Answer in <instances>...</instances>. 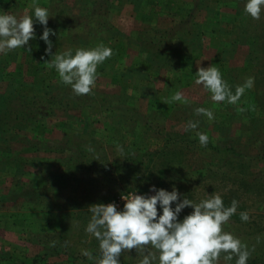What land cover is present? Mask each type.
Wrapping results in <instances>:
<instances>
[{"label":"rangeland","instance_id":"374dc122","mask_svg":"<svg viewBox=\"0 0 264 264\" xmlns=\"http://www.w3.org/2000/svg\"><path fill=\"white\" fill-rule=\"evenodd\" d=\"M87 1L0 0V12L8 11L17 17L31 15L34 3L49 10L48 27L56 33L50 35L53 54L101 44L113 50L98 65L92 91L76 95L77 103L70 108L55 102L53 111L47 110L45 98L57 97L61 92L75 93L45 63L54 55L45 53L47 45L39 38L43 26L34 23L30 51L26 46L0 54V104H4L0 106V120L15 124L8 108L20 107L16 96L19 93L41 96L39 106L33 108L37 116L23 120L22 127L9 129L8 123L0 124V139L10 137L0 143V151L10 158L6 166L4 160L0 162V264H95V260L88 262L82 255V249L91 251L93 246L99 251V241L85 231L91 217L88 208L79 217L61 215L55 208L43 206L34 210L32 204L25 203L42 185L43 178L34 166L20 168L17 161L73 156L71 151L63 154L47 149V139H65L73 151L80 139H96L112 158L126 152L121 159L129 158L133 166L113 169L104 181L107 192L95 200L98 203L114 202L118 209L122 208L123 196L147 193L153 184L169 191L175 186L197 203L213 192L223 197L225 206L238 201L237 211L224 230L239 237L250 256L255 252V264H264V98L261 96L257 103L256 91L260 88L255 82L257 71L261 67L264 70V66L262 57L250 45L254 34L264 26V12L259 20L253 19L244 12L245 0H111L113 12L105 8L110 0ZM61 6L74 12L68 14V20ZM86 14L97 17L88 16L87 20L83 18ZM190 18L201 25L202 34L197 39L188 33L177 38ZM110 25L116 28L110 30ZM144 35L162 38L156 45L147 44L148 41L141 42ZM81 38L86 39L80 42ZM198 65L218 67L233 91L248 77H254V86L246 89L235 105L213 102L210 93L195 84ZM176 91H181L186 100H171ZM201 106L211 109L214 119L196 114L194 110ZM190 120L198 121V127L186 131ZM197 132L207 133L212 141L202 146ZM171 136L175 137L173 141ZM8 143L14 150L5 152L1 146ZM235 143L241 154L227 155L223 149ZM161 149L166 151L151 154ZM242 159L250 162L242 170L244 175L231 173L225 179L214 176L219 168L237 170ZM65 196L71 202L69 191ZM44 197L42 203L51 201L50 192ZM192 210L186 207L180 218ZM245 211L250 217L247 221L240 217ZM55 230L62 232L60 251L44 243L50 234H58ZM54 245L58 246V242ZM129 253L135 256H121V262L139 264L142 254L135 249ZM223 255L219 264H226Z\"/></svg>","mask_w":264,"mask_h":264},{"label":"clouds","instance_id":"9594fccd","mask_svg":"<svg viewBox=\"0 0 264 264\" xmlns=\"http://www.w3.org/2000/svg\"><path fill=\"white\" fill-rule=\"evenodd\" d=\"M244 12L259 20L264 0H245ZM49 17V10L35 3L31 15L17 17L8 11L0 12V54L26 46L30 51L29 40L34 38V23L38 22L43 26L39 38L47 45L45 53L54 55V59L45 63L56 70L60 80L70 85L76 95L89 94L96 81L97 67L113 54L112 48L101 44L53 54L50 35L56 33L48 27ZM194 76L195 84L202 85L210 93V100L217 103L226 101L235 105L245 90L254 86V77H248L233 91L220 69L212 65H198ZM171 100L185 101L186 97L176 91ZM194 111L214 119L209 108L201 106ZM198 123L188 121L185 130L196 129ZM197 135L200 144L206 146L207 133ZM122 199L125 203L119 209L114 202L88 206L91 217L85 231L99 241V255L94 256L87 249H82V255L95 260V264H121V253L133 249L142 254L139 264H219L222 253L226 264H231L234 258L235 264H247L250 257L247 245L223 228L236 213L238 201L225 206L223 197L213 192L197 203L175 186L169 191L154 184L147 193L130 192ZM189 206L193 210L181 219L180 214ZM240 217L244 221L250 218L246 211Z\"/></svg>","mask_w":264,"mask_h":264},{"label":"trees","instance_id":"16d2710c","mask_svg":"<svg viewBox=\"0 0 264 264\" xmlns=\"http://www.w3.org/2000/svg\"><path fill=\"white\" fill-rule=\"evenodd\" d=\"M82 0H76V2H81ZM95 2L93 0H88V2ZM198 2V1H197ZM196 2V3H197ZM200 3V2H198ZM87 4L85 3L84 7H86V11H89L90 8H87ZM113 6L112 1L108 3V5L105 7L107 10L106 11H112ZM62 8L60 9L61 12H63V16L68 20L69 17L68 14L74 13L71 12V9L68 10V7L61 6ZM110 7V8H109ZM103 11V10H101ZM105 11V10H104ZM92 12V11H91ZM192 13L188 14L189 17H192ZM88 16L91 18H96L97 14H86L85 17L88 20ZM192 18H190V22L188 24H185L186 27L180 29V34L177 36V38H183L184 34H190L192 35L193 38H198L200 33L202 34L201 30L199 29L201 25H198L194 20L191 21ZM98 20V18L96 19ZM61 21V20H60ZM100 25L102 23L101 19L97 21ZM188 25V26H187ZM110 30H114L116 27L113 25H110ZM199 30V31H197ZM152 31V30H150ZM166 35H169L168 31L164 32ZM157 35V34H156ZM155 35V37H156ZM167 35V36H168ZM154 35L148 36L144 35L143 40L141 42H147V44H154L156 45L155 42H160V37L159 40L158 38H155ZM169 37V36H168ZM248 40H251L250 35L246 36ZM87 38V37H86ZM86 38H81L80 42L85 40ZM170 38V37H169ZM162 42V41H161ZM253 47V51L257 52L258 57H262L261 62L262 65L264 66V26L260 28L253 37V42L250 44ZM152 49H146V51L150 52ZM262 55V56H261ZM256 85L260 88L258 91H256V101L259 104L261 96L264 98V70L262 67L257 71V76L255 79ZM16 95L17 93L14 92ZM3 94L0 93V96ZM19 100H20V107L18 109H9L8 111L10 112V116L12 119H14L16 122L15 124L11 125L7 120L3 121L2 119L0 120V124L4 125L6 123L9 124V129L15 126L22 127L23 123L22 121H28L30 118H33L37 116V114L33 113L35 105L39 106L38 102L41 99V96H35V95H26L23 93H19L16 95ZM55 98V99H54ZM3 99V98H2ZM47 102L49 103V108L47 110L53 111L55 102L56 105L63 106L64 108H70L74 103H77V96L76 94H69L65 92H61L58 94L57 97H51L49 95V98H45ZM104 99V97H103ZM262 104V103H261ZM4 104H0V106H3ZM24 105V106H23ZM8 117V116H7ZM27 125V124H26ZM135 132V131H134ZM133 132V133H134ZM10 138V137H9ZM8 136H5V139H0V143L2 141H8ZM15 139V137L13 138ZM68 139V138H67ZM170 141H173L175 137L171 136ZM188 140V139H186ZM46 142V148L47 149H53L58 152H63V154L69 153V151L72 152L73 156H68L64 155L63 157L59 158H44L41 160H34L32 162H26V161H17L19 162V166L25 167L27 164L34 166L39 172L42 174L43 182L42 185L39 188H36L33 190L32 196L26 198L25 203L27 205L32 204L31 209L36 210V208H39L40 206H43L44 208L49 207V209L55 208L54 211L57 213L63 214H68L71 213V215L79 216L86 213L84 209L88 208L89 205L98 203V201H95L97 197L103 196L107 191H104L105 185L104 181L107 179V176L113 174L114 168H122V170H125V168L132 167L133 165L129 164L130 159L129 158H124L121 159L122 155L125 154L126 152L120 153V155H117L115 157H110L107 148L105 145L100 144V141H97L96 139H80L78 143L75 146V150L73 151V148L69 147L67 144V140L59 139V140H45ZM185 141V140H184ZM212 140H208V142H211ZM3 142V143H4ZM237 143L235 144H228L225 146L223 149L226 151L227 155L229 154H234L240 155L241 152L240 150L237 151L236 146ZM11 143H8L7 145H2V148H5V152H9L14 150L13 147H11ZM221 148V147H218ZM221 149H218L217 151L219 152ZM222 150V152H223ZM165 149H161L160 151L157 152H152L151 154L154 153H159V152H165ZM3 151H0V162L4 160V165L6 166L7 161L10 159L8 155L3 154ZM158 155V154H156ZM231 158V157H228ZM132 159V158H131ZM20 160V159H19ZM22 160V159H21ZM72 160V163L70 164V161ZM241 161V160H240ZM239 167L238 169L240 170L238 173L237 170L233 169H221L219 168V173L215 174L217 178L225 179V177H228L232 174H238L239 176L244 175L245 171H242L243 169L246 170L248 168L249 163L248 161H245L242 159L241 162H239ZM227 167V166H226ZM207 171V170H206ZM234 172V173H233ZM236 177V176H235ZM181 179V176H180ZM77 181V182H76ZM69 191L70 193V198L72 199L71 202H68L67 199L69 196H65V193ZM50 192L51 195V201L43 202L45 193ZM68 195V194H67ZM108 198V197H107ZM105 198V199H107ZM66 199V200H65ZM92 199L94 201H92ZM103 199V200H105ZM78 217V218H79ZM226 227V224L223 226V228ZM58 231V230H55ZM231 231V230H230ZM52 235V236H51ZM51 236V237H50ZM62 237V232L58 231V234H50L49 237L47 238L48 241L44 242L45 246L51 250H56L60 251L59 247V241L61 240ZM51 240L53 242H51ZM54 242H58V246L54 245ZM95 247V246H93ZM92 247L91 252L93 253L94 256H97V253L99 251H95V249ZM128 251L123 252L121 256H135L130 254ZM18 261V259H16ZM88 262H93V259H89L87 257ZM258 262V258L255 255V252L252 253V255L249 257V260L247 264H255ZM24 264V263H23ZM121 264H125V261L121 262ZM231 264H235V258L231 262Z\"/></svg>","mask_w":264,"mask_h":264},{"label":"crops","instance_id":"0c3cea01","mask_svg":"<svg viewBox=\"0 0 264 264\" xmlns=\"http://www.w3.org/2000/svg\"><path fill=\"white\" fill-rule=\"evenodd\" d=\"M60 13V12H59ZM57 17H59V16H57ZM54 22H58V21H55L54 20ZM37 73V72H36ZM36 73H34V77L36 78V79H34V82L37 80V76H36ZM46 75V74H45ZM33 79V78H32ZM49 92V91H48Z\"/></svg>","mask_w":264,"mask_h":264}]
</instances>
